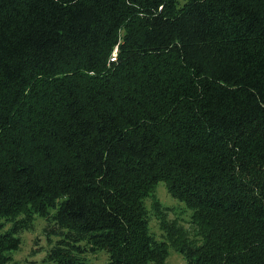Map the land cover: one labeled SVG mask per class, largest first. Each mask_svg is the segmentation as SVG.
<instances>
[{
    "label": "trees",
    "instance_id": "1",
    "mask_svg": "<svg viewBox=\"0 0 264 264\" xmlns=\"http://www.w3.org/2000/svg\"><path fill=\"white\" fill-rule=\"evenodd\" d=\"M39 218L68 264H264V0H0V264Z\"/></svg>",
    "mask_w": 264,
    "mask_h": 264
},
{
    "label": "rangeland",
    "instance_id": "2",
    "mask_svg": "<svg viewBox=\"0 0 264 264\" xmlns=\"http://www.w3.org/2000/svg\"><path fill=\"white\" fill-rule=\"evenodd\" d=\"M186 0H180L183 4ZM246 63L239 64L223 72L221 77V87L218 90L216 102L221 105L229 95L232 88L231 81L238 75ZM158 191L160 198L167 204L178 206V201L170 197L165 190L164 182H160ZM185 206V203H182ZM181 204V205H182ZM190 210L183 213V217L189 219ZM153 229L159 232L155 222L152 223ZM22 247L15 252L13 264H68L72 258L71 251L76 253L72 245V231L64 230L59 235L48 236L44 230V221L39 218L35 222V228L22 233ZM91 264H107L108 254L105 251L98 253H77ZM167 264H186L182 254L173 248H169Z\"/></svg>",
    "mask_w": 264,
    "mask_h": 264
}]
</instances>
